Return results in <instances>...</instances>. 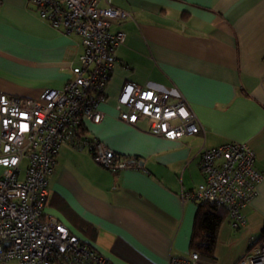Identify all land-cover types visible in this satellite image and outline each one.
Segmentation results:
<instances>
[{
	"label": "crops",
	"instance_id": "crops-1",
	"mask_svg": "<svg viewBox=\"0 0 264 264\" xmlns=\"http://www.w3.org/2000/svg\"><path fill=\"white\" fill-rule=\"evenodd\" d=\"M105 5V3H103ZM131 12L111 29L126 33L87 135L138 164L113 172L87 149L64 144L49 178L45 213L66 224L114 264H168L187 256L199 204L183 199L204 181L202 145L247 143L264 174V0H113ZM82 52L81 38L41 18L30 0H0V91L38 98L63 88ZM186 98L204 131L171 140L120 118L123 84ZM26 162H23L25 165ZM246 224L227 213L213 264H237L264 229V178L244 208Z\"/></svg>",
	"mask_w": 264,
	"mask_h": 264
},
{
	"label": "built area",
	"instance_id": "built-area-1",
	"mask_svg": "<svg viewBox=\"0 0 264 264\" xmlns=\"http://www.w3.org/2000/svg\"><path fill=\"white\" fill-rule=\"evenodd\" d=\"M30 1L52 26L80 36L82 52L63 88H47L38 98L0 91V264H114L62 221L48 216L45 207L49 178L64 144L87 149L97 164L113 172L138 164L83 130L86 121L99 123L104 117L99 104L107 100L116 51L126 41L124 31L111 27L131 12L115 7L113 0ZM118 100L126 107L122 120L136 124L147 118L150 131L164 138L204 131L181 94L127 81ZM199 154L204 181L183 199L223 205L231 226L243 227L244 208L264 178L255 165V152L247 143L229 142L202 145ZM250 244L237 264H264V238L256 243L253 238ZM168 264L202 263L199 252L192 250L187 256L172 255Z\"/></svg>",
	"mask_w": 264,
	"mask_h": 264
},
{
	"label": "trees",
	"instance_id": "trees-1",
	"mask_svg": "<svg viewBox=\"0 0 264 264\" xmlns=\"http://www.w3.org/2000/svg\"><path fill=\"white\" fill-rule=\"evenodd\" d=\"M86 129L83 126V130ZM86 133V131H84ZM199 208L195 219V228L192 237V250L199 252L202 264H213L215 261V245L218 231L228 210L225 206L214 202L198 203ZM264 238L262 233L254 238V243Z\"/></svg>",
	"mask_w": 264,
	"mask_h": 264
},
{
	"label": "rangeland",
	"instance_id": "rangeland-1",
	"mask_svg": "<svg viewBox=\"0 0 264 264\" xmlns=\"http://www.w3.org/2000/svg\"><path fill=\"white\" fill-rule=\"evenodd\" d=\"M8 264H17L16 262H14V261H12V262H10V263H8Z\"/></svg>",
	"mask_w": 264,
	"mask_h": 264
},
{
	"label": "water",
	"instance_id": "water-1",
	"mask_svg": "<svg viewBox=\"0 0 264 264\" xmlns=\"http://www.w3.org/2000/svg\"><path fill=\"white\" fill-rule=\"evenodd\" d=\"M8 245V244H7Z\"/></svg>",
	"mask_w": 264,
	"mask_h": 264
}]
</instances>
